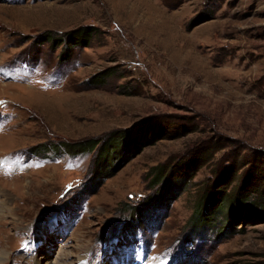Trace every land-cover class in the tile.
I'll return each mask as SVG.
<instances>
[{
	"label": "rangeland",
	"instance_id": "obj_1",
	"mask_svg": "<svg viewBox=\"0 0 264 264\" xmlns=\"http://www.w3.org/2000/svg\"><path fill=\"white\" fill-rule=\"evenodd\" d=\"M241 186L264 196V0H0V264H264Z\"/></svg>",
	"mask_w": 264,
	"mask_h": 264
},
{
	"label": "trees",
	"instance_id": "obj_2",
	"mask_svg": "<svg viewBox=\"0 0 264 264\" xmlns=\"http://www.w3.org/2000/svg\"><path fill=\"white\" fill-rule=\"evenodd\" d=\"M76 39H78V37H76ZM130 134H131V130H119V131L114 132L113 135L107 141L103 142V144L101 145L102 150L104 152L110 149L117 151L120 149V147H123V149L125 150V148L128 147L127 142L130 143V137H131ZM155 138H156V135L150 131L148 136L146 135L143 137L140 136L138 140L136 139L133 144L135 145L138 143V149L140 150L144 146L151 144L155 140ZM99 142L100 141H95L91 146H89V149L92 147H95ZM125 144L127 146L124 147ZM69 148L70 150L75 151V152H84L87 150L82 147H79L76 149L73 147V145L72 146L69 145ZM194 164L196 163H194L193 160L192 161L181 160L174 167L167 168L166 165L155 167L156 170H155V176H154L152 187L155 188L156 186H159V184H161V186L158 187L157 189L159 190L161 188L163 192L158 191L155 196L153 195L152 197H148L141 204H145L144 207L147 208L151 203L155 202L158 198L159 200L169 199L170 193H173L174 191L170 189L179 188L180 191L185 189V187H187V185H189V183L192 182L195 174L197 173L200 167L197 165L195 166ZM217 186H218V183H217ZM242 190H243V186H241L236 192V194L234 195V197L231 198L232 204L239 205V208L238 207L236 208L238 211L240 210V204H245V205H248L249 208L250 207L252 208V206L256 204L255 202H258V204H262L261 207L264 208V196L261 195L259 197L260 198L259 200L253 202V201H250L249 198L246 199V193L243 194ZM223 192H225V190L216 189L215 183L208 185L204 189V192L202 193L199 199V204H200L199 210L194 217V224H193L194 232L196 231L195 228L203 229L204 225L207 224L206 222L207 217L205 216L204 212L201 210L203 206L207 207L215 198L216 199L215 202H219V205H217V207L221 209V204L224 203V198H226V195L224 193L223 197L220 199V198H216V194L223 193ZM178 193L179 192L175 193L174 195L176 196ZM228 198H230V195ZM234 213L236 212H233L232 214ZM228 217L230 218V216Z\"/></svg>",
	"mask_w": 264,
	"mask_h": 264
},
{
	"label": "bare ground",
	"instance_id": "obj_3",
	"mask_svg": "<svg viewBox=\"0 0 264 264\" xmlns=\"http://www.w3.org/2000/svg\"><path fill=\"white\" fill-rule=\"evenodd\" d=\"M67 262H68V259H67V257L65 256L64 258H63V260H62V264H67ZM47 263V262H46ZM57 264H61L60 262H58Z\"/></svg>",
	"mask_w": 264,
	"mask_h": 264
}]
</instances>
